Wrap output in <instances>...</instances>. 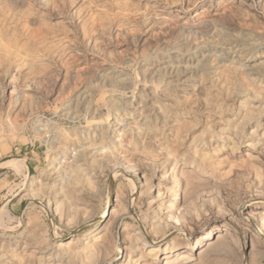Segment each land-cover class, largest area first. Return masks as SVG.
Returning <instances> with one entry per match:
<instances>
[{"label":"rangeland","instance_id":"1","mask_svg":"<svg viewBox=\"0 0 264 264\" xmlns=\"http://www.w3.org/2000/svg\"><path fill=\"white\" fill-rule=\"evenodd\" d=\"M263 229L264 0H0V264H264Z\"/></svg>","mask_w":264,"mask_h":264},{"label":"bare ground","instance_id":"2","mask_svg":"<svg viewBox=\"0 0 264 264\" xmlns=\"http://www.w3.org/2000/svg\"><path fill=\"white\" fill-rule=\"evenodd\" d=\"M15 163H18L15 161ZM17 166H20V165H17ZM107 215H110V211H107L105 210V214L103 215V217H105ZM175 223H179L181 224L180 220L179 219H174ZM262 233L264 234V229L262 230ZM252 234V233H251ZM250 234V235H251ZM227 235V234H226ZM208 237V236H207ZM250 237V241L252 242L251 244V250L253 251L254 249V237L253 236H249ZM248 238V236H247ZM200 239L202 240V236H197V238L195 239L196 242H199ZM164 240H156L154 241V244H162ZM246 239H245V248H246ZM202 242V241H201ZM205 242V241H204ZM148 243V242H147ZM203 245V244H202ZM232 245V244H231ZM228 246V242L226 241V239L224 238V234L222 231H219L217 234H215L214 236H209L208 237V240L207 242L205 243V247L203 249L200 250V252L198 253L197 257H198V260L201 261V260H204L206 258L209 257V255L212 253V252H220V251H223L227 248ZM244 248V249H245ZM178 248L177 246H171V247H167L166 251L165 252H173L176 251ZM182 252H185V250H183ZM234 252V251H233ZM255 253V252H254ZM167 256H172L171 254L170 255H167ZM159 253H155V258H159ZM162 257V256H161ZM163 258V257H162ZM167 258V257H166ZM139 262V261H138Z\"/></svg>","mask_w":264,"mask_h":264}]
</instances>
